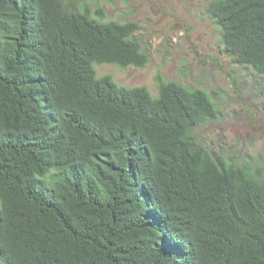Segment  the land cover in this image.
Segmentation results:
<instances>
[{
  "label": "trees",
  "instance_id": "16d2710c",
  "mask_svg": "<svg viewBox=\"0 0 264 264\" xmlns=\"http://www.w3.org/2000/svg\"><path fill=\"white\" fill-rule=\"evenodd\" d=\"M264 76V0H210ZM87 0H0V264H264V177L212 151L209 93L98 77L146 67L136 22Z\"/></svg>",
  "mask_w": 264,
  "mask_h": 264
},
{
  "label": "rangeland",
  "instance_id": "374dc122",
  "mask_svg": "<svg viewBox=\"0 0 264 264\" xmlns=\"http://www.w3.org/2000/svg\"><path fill=\"white\" fill-rule=\"evenodd\" d=\"M87 1L94 13L105 12V21L138 23L136 36L149 56L144 68L97 64L98 77L145 87L153 97L159 76L206 91L222 115L199 130L202 143L264 177V76L225 52L221 29L206 13L210 0Z\"/></svg>",
  "mask_w": 264,
  "mask_h": 264
}]
</instances>
